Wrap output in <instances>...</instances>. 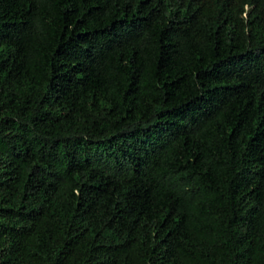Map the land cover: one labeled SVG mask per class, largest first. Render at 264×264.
<instances>
[{
	"label": "trees",
	"instance_id": "trees-1",
	"mask_svg": "<svg viewBox=\"0 0 264 264\" xmlns=\"http://www.w3.org/2000/svg\"><path fill=\"white\" fill-rule=\"evenodd\" d=\"M0 264H264V0H0Z\"/></svg>",
	"mask_w": 264,
	"mask_h": 264
}]
</instances>
